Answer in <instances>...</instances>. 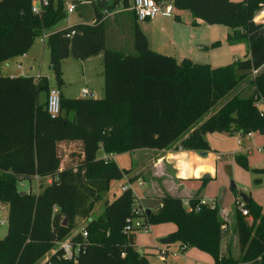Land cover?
Listing matches in <instances>:
<instances>
[{
	"label": "trees",
	"instance_id": "1",
	"mask_svg": "<svg viewBox=\"0 0 264 264\" xmlns=\"http://www.w3.org/2000/svg\"><path fill=\"white\" fill-rule=\"evenodd\" d=\"M34 1L0 0V201L8 205L0 264H37L51 250L54 253L42 264H149L147 254L136 248L139 230L125 231L130 217L151 226L175 224L172 243L178 242L181 252L195 247L212 256L215 264H264V209L250 196L243 208L251 215V223L241 211L240 196L233 210L243 252L236 259L230 243L223 246L227 223L216 201L202 204L196 193L187 207L183 198L165 194L158 210L136 214L139 208L130 187L114 200H106L111 182L123 179L130 169L98 158L100 149L122 154L162 150L177 143L185 150L207 152L209 131L242 135L263 131L264 24L256 23L254 17L264 0H155L188 10L207 25L227 26L230 43L249 42L245 58L221 67L189 58L178 61L151 49L139 25L134 30L136 54L109 48L102 12L107 1L98 0L94 23L55 31L46 46L58 88L64 84V60L103 54L105 96L69 98L61 93V112L56 118L47 110L48 77L2 74L3 62L27 53L44 30L66 18L64 0H50L39 14L32 11ZM71 30L76 34L67 37ZM244 80L254 88L249 96L235 94L204 119ZM257 100L263 107L257 106ZM64 142L81 145L66 161ZM237 158L248 165L247 158ZM36 177L41 187L45 178L51 182L37 194L19 189L20 181ZM101 202L105 203L103 211L72 235L77 218L90 216ZM68 237L81 247L77 261L64 257L57 246Z\"/></svg>",
	"mask_w": 264,
	"mask_h": 264
},
{
	"label": "crops",
	"instance_id": "2",
	"mask_svg": "<svg viewBox=\"0 0 264 264\" xmlns=\"http://www.w3.org/2000/svg\"><path fill=\"white\" fill-rule=\"evenodd\" d=\"M107 1V0H106ZM116 1L118 4L109 11H113V15L105 17L104 20L106 24V36H107V46L109 44L110 35L112 34L115 37L117 35V40L112 42V47L108 46L111 49L122 52L126 55L136 54L135 50V38L134 30L136 25H139L140 29L145 33L148 38L149 46L151 49L166 55L173 56L178 61H181L183 58H189L192 61L198 63V59H210V65L213 67H221L222 65H228L235 61L245 58L250 52V44L247 46V51L244 45L241 44H231L229 41L230 29L224 25H207L200 20H195L190 11L188 10H178L175 9L178 13L172 18L171 15H159L157 18L148 21H138L131 10L133 5V0H113V3L107 2V6L110 7ZM241 1V0H233ZM95 0H75V2L69 4L65 3L64 8L66 13L74 14L78 13V21L72 25H64L60 28L59 22L55 27L46 30L48 34H51L55 31L73 27L79 23H94L95 22ZM164 2L159 3V5H170L172 7V13L174 8L172 4H163ZM75 5L73 12L67 10V6ZM106 7L102 10L108 9ZM182 11V14L179 12ZM179 16L180 19L177 20L175 17ZM120 24L121 26H116ZM186 26L184 29L182 26ZM117 29L116 31H114ZM113 32V33H112ZM225 35V40L220 38V36ZM218 38V39H217ZM217 39V40H216ZM39 43L44 47L49 49L45 44H43L38 38ZM249 43V42H248ZM34 45V44H33ZM244 46V47H243ZM32 48L25 53L20 55L17 60L9 59L2 63V74L6 77L15 78V77H38L41 75V68L38 72L37 70V58L32 54ZM209 51V55H201L204 52ZM43 54V52H42ZM98 57L101 60L103 67L101 68V76L104 79V61L103 54L90 57L88 59ZM70 59V58H68ZM66 59V60H68ZM74 59V58H73ZM79 60L85 64L88 60ZM20 60V61H19ZM78 60V59H75ZM19 65L21 67H19ZM85 66V65H84ZM51 68V65H50ZM52 70V68H51ZM39 73V74H37ZM84 77L86 78V72ZM83 77V78H84ZM93 77L88 76L85 80V85L95 95L92 86ZM99 82V80H98ZM58 86V85H55ZM53 87V86H52ZM62 87V86H61ZM61 87V93L65 97H71V94L65 93ZM104 87V86H103ZM82 88V89H84ZM82 94V90H81ZM96 96V95H95ZM97 97V96H96ZM98 96L97 98H99ZM82 98V95L79 97ZM243 145V143H242ZM80 143L78 142H64L61 145L62 152L64 154V161L69 159L70 153L80 148ZM210 151V150H209ZM209 151L206 152L209 153ZM127 153V152H125ZM133 158L131 163L130 173L126 175L123 179L130 180L133 178L141 179L144 183H148L150 191L147 193L148 197H157L161 204L155 206L156 211L162 205V199L165 194H171L174 196H179L187 201L189 198L193 197L196 193H199L202 200H205V191L204 190H195L191 186L192 181L199 182V180H204L202 175L211 171L210 166L207 164L206 160L203 158L206 155H202L201 152L193 150H185L177 144H174L166 149H139L132 152H129ZM123 154V153H122ZM120 154H106L103 149L98 151V158L112 160L117 162V156ZM119 166V165H118ZM120 167V166H119ZM124 169V168H123ZM140 174V175H139ZM139 175V177L137 176ZM207 179H211L209 174L205 175ZM35 180L38 182L39 187L42 186V181L39 177H36ZM120 181V180H113ZM112 181V182H113ZM131 181V180H130ZM51 182L50 178H45L43 184L45 186ZM111 182V184H112ZM121 193L116 192V190H111L106 196V200L112 201ZM217 199V198H215ZM218 204V200H215ZM222 202V200H220ZM220 205V204H219ZM221 214L222 215H231L227 214L222 206ZM142 211L149 209H144L143 207L139 208ZM153 227L155 230L153 231ZM176 230V226H170L167 224H159L151 226L148 231L153 234V237L166 238L169 237ZM155 232V233H154ZM160 239V240H161ZM157 251L161 250L160 246H155ZM191 249L188 254H192L194 251ZM199 250V249H198ZM153 251V250H152ZM186 251V250H185ZM201 251V250H200ZM196 252V251H195ZM203 252V251H201ZM198 252L194 253L196 259L205 260L206 264H215L214 259L211 256V260L204 255ZM158 253V252H157ZM205 253V252H204ZM207 254V253H206ZM192 256V255H190ZM161 259V258H160ZM162 260V259H161ZM167 260V259H166ZM162 260V261H166ZM197 263V260L195 261ZM213 262V263H212ZM191 264V263H190Z\"/></svg>",
	"mask_w": 264,
	"mask_h": 264
},
{
	"label": "rangeland",
	"instance_id": "3",
	"mask_svg": "<svg viewBox=\"0 0 264 264\" xmlns=\"http://www.w3.org/2000/svg\"><path fill=\"white\" fill-rule=\"evenodd\" d=\"M64 1L65 3L69 4L75 2V0ZM97 1L98 0H95V2ZM107 2L113 3V0H107ZM176 13L178 12L174 8V12L170 14L172 18ZM179 14H182V11L179 12ZM78 18L79 16L77 12L74 14L66 13V18L59 24V26H57V28H60L61 26L67 24H75L78 21ZM116 26L121 25L116 24ZM182 27L186 29L185 25ZM116 30L117 29H115L114 31ZM117 38L118 37L116 33L115 37H113L111 34L108 46L112 47L113 40L116 41ZM220 38L221 40H225V35L220 36ZM231 44L233 45L236 43ZM237 44L244 45L247 51V46L249 45L247 40H243L241 42H238ZM208 53L209 51H206L201 55L208 56ZM32 54L37 58L36 68L38 72L41 68V75L48 77L51 88L57 87L55 86L57 85V82L54 78L53 71L50 68V50L44 48L39 43L38 39H36L32 48ZM18 58L19 56L12 59L17 60ZM198 60V63L210 64V59L202 58ZM102 67L103 64L98 57L88 59L85 64L73 58L64 60L62 64L64 84L62 85L61 89L65 93L67 92L68 94H71V97L79 98L82 95V88L86 87L85 80L88 76H91L94 78L92 82L95 83V85L92 86V89L93 91H95V95L97 97L100 96L99 98H103L105 96V91L103 87L104 79L101 76ZM85 72L86 78L84 77ZM253 75H256V73H253ZM253 90L254 88L253 86H251V84H249V81H242L236 89H234L225 98L219 101L218 104L204 116V119L215 113L227 100H229L235 94H240L241 96L246 97L249 96L253 92ZM205 138L208 142L210 151L203 158L211 168V171L206 174H209L210 177L212 176V178L205 180L207 178L205 176L206 174L202 175V178L204 180H199V182L192 181L191 186H193V189L204 190L206 196L205 200L209 203L218 200L219 204L227 214H230L234 210L236 198L240 195V193H244L250 196L264 209V150H258V147L264 148V134H262L261 131H255L252 137H248L247 135L241 136V134L239 133L230 134L227 132L219 133L209 131L206 133ZM240 143H243V145H240ZM240 156L247 158V166H244L238 161L237 157ZM132 161L133 158L129 152L117 156V162L120 168L129 169L131 167ZM139 175L137 176L139 177ZM233 184L234 187H232ZM43 185L45 187V184ZM124 186L133 189L136 195V206L138 208L143 207L144 209L155 210V206H159L161 204V201L157 197H148L147 193L150 191V187L148 183H144V181L141 179L132 181L121 179L120 181H113L111 184V190H116L117 194L122 193L124 191ZM18 187L22 192H32L33 194L40 193L44 190V187H39V184L35 179L32 181H20L18 183ZM220 200H222V202H220ZM239 201L241 206L243 200L240 197ZM104 204V202L98 203L90 216L78 217L76 220V226L72 230L71 234L73 235L78 231L83 230L84 227L89 223L91 216H95L99 212L103 211ZM222 217H224L227 223V232L224 237L223 246L225 248L226 242H229L231 247V254L234 258L240 259L243 252L240 248L239 239L235 230L236 218L234 214H231L229 216L222 215ZM7 218L8 205L0 201V238H4L7 235ZM2 221L4 222V224H1ZM249 221L251 223L252 219ZM164 224L169 225V227L175 226V224L173 223ZM154 230L155 227H153V231ZM160 239L161 238L158 237H156L155 239L150 231H138L136 233V248L140 253L147 254L149 264H206L205 260L199 261V259H196V257L194 256V253H197V251L201 252L197 248L190 247L186 251L181 252L179 250L180 244L178 242H174L169 245H163L160 243ZM155 246H160L162 249H166L169 252L166 261H162L160 259ZM191 249H193L192 251L194 252L192 254H188ZM54 251L55 250H51L50 252H48L46 256L42 258L37 264H42L43 262L48 260L54 253ZM201 253L204 255L203 257H207L209 260L212 259L209 254H206L204 252ZM2 257L3 253H0V259H2ZM196 260L197 263L195 262ZM209 264H211V262Z\"/></svg>",
	"mask_w": 264,
	"mask_h": 264
},
{
	"label": "built area",
	"instance_id": "4",
	"mask_svg": "<svg viewBox=\"0 0 264 264\" xmlns=\"http://www.w3.org/2000/svg\"><path fill=\"white\" fill-rule=\"evenodd\" d=\"M50 5V0H35L33 2L32 11L35 14L41 13L42 9L44 7H47ZM75 9V5H69L67 6V10L69 12H73ZM132 12L134 13L136 19L138 21H148L153 20L157 18L159 15H170L172 13V7L170 5H159L155 0H133V5L131 7ZM113 11H109V9H106L104 11L105 17L113 15ZM254 21L259 24H264V5L260 10H258L255 14ZM76 34L75 30H71L67 33V37H72ZM46 30L43 31V33L38 37L40 41L46 45L48 36ZM19 67H21L19 65ZM257 73V71H255ZM82 97L84 98H92L95 97V95L89 91V89L84 88L82 89ZM257 106L263 107V102L261 100H257L256 102ZM47 110L52 118H56L60 112H61V90L58 87H53L49 91L48 96V103H47ZM254 132H249L246 134L248 137H252ZM241 136H244L241 134ZM242 145V143H240ZM259 151H263V147H258ZM107 160V159H105ZM128 187L124 186L123 190H126ZM209 203L206 200H202V204ZM210 205L213 204V202L209 203ZM185 205L189 207L188 200L185 202ZM244 202L241 203V211L244 216H246L249 220L252 219L251 215L249 214L248 210L243 208ZM142 210H135L136 214H139ZM1 224H4L2 221ZM151 225H146L143 223L142 219L137 217H130L127 219V225L125 226V231L130 232L132 230H139V231H148L150 229ZM224 229L227 230V226H224ZM84 236H87V233H84ZM58 248L62 251L63 256L68 259H77L79 256V253L81 251V247L79 244H73L71 241V237L65 238L62 241L58 243ZM168 251L166 249H161L158 251V256L162 260H166L168 257ZM179 253V252H178ZM77 261V260H76Z\"/></svg>",
	"mask_w": 264,
	"mask_h": 264
},
{
	"label": "water",
	"instance_id": "5",
	"mask_svg": "<svg viewBox=\"0 0 264 264\" xmlns=\"http://www.w3.org/2000/svg\"><path fill=\"white\" fill-rule=\"evenodd\" d=\"M261 133L264 134V130L261 131ZM201 154H202V155H206V152H201ZM232 187H234V184L232 185ZM239 196L242 198V200H243L244 203H245V202L248 200V198H249V196L246 195V194H244V193H240ZM66 220H67V219H66ZM160 243L163 244V245H169V244L172 243V238H171L170 236H169V237H166V238H163V239L160 240ZM76 260H78V258H77Z\"/></svg>",
	"mask_w": 264,
	"mask_h": 264
}]
</instances>
